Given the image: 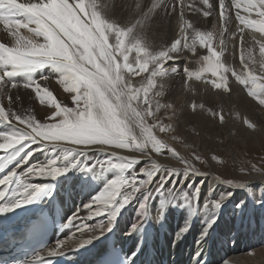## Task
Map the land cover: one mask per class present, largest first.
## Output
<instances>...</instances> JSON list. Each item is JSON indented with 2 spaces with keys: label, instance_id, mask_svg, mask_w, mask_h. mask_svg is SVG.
<instances>
[{
  "label": "snow or ice",
  "instance_id": "6c2138e0",
  "mask_svg": "<svg viewBox=\"0 0 264 264\" xmlns=\"http://www.w3.org/2000/svg\"><path fill=\"white\" fill-rule=\"evenodd\" d=\"M185 9L204 18L214 13L218 15L221 25L218 43L214 31H202L186 18ZM132 10L134 20L121 24L96 0H34L29 3L0 0V25L11 38L10 45L0 42V126H7L0 128V173H5L0 177V216L50 199L55 191L53 182L69 172L103 181L102 190L83 206L86 215L76 212L67 219L65 227L75 231L47 248L46 256L41 255L44 250L37 251L29 264H51L50 258L64 256L66 251H79L100 240L112 231L121 213L134 203L138 222L126 234L139 231L148 222L160 223L168 208L194 209L206 217L205 228L211 229L219 219L222 205L232 196L231 192H225L217 199L210 192L202 199V185L185 183V177L204 173L158 138L157 132L166 134L174 129L158 115L162 109L172 108L171 104H162L157 99L164 94L163 84L159 90L155 89L158 78L181 75V69L169 61L188 51L199 56L201 67L198 72L183 69L185 87L194 79L210 84L220 93H230V74L243 86L248 97L264 106V62L258 74L252 66L251 50L246 53L243 47L246 30L264 35V0H198V3L197 0L188 3L185 0H148L147 3L134 0ZM177 11L179 37L167 46L152 48L141 33L159 19L161 13L167 17ZM233 22L237 32L229 27ZM21 29L28 35L22 34ZM229 39L240 42V71L221 59ZM198 48L206 49L207 54L200 55ZM259 51L264 57V43L260 44ZM132 53H135L134 63L129 60ZM46 67L58 74L56 84L68 94L75 107L58 101L49 87V77L37 79L36 74ZM126 72L129 77L148 72L146 83L135 86L131 78H125ZM205 73H210L214 79H206ZM20 88L30 90L40 105L51 109L46 112L45 120L37 119L31 109L14 107L21 97L14 96L10 89ZM190 107L196 112L204 105L193 102ZM219 122L224 123L223 115L219 116ZM243 123L255 130L256 126L248 119ZM97 149L106 153L107 158L89 161L87 154ZM46 151L49 156L43 163L29 164L37 153ZM165 151L183 164L182 173L174 168H163L152 159L146 166L137 168L140 159L130 155L151 157L155 153L162 156ZM194 159L200 161L201 157L195 155ZM212 159L218 161L216 156ZM25 165L28 167L23 173L18 172ZM34 179L48 183H32ZM222 182L238 189L246 187L232 180ZM153 201L158 202L153 205ZM260 204L264 205V199ZM242 206L243 202L236 205L237 208ZM98 217L103 219L89 223ZM190 227L186 222L177 236L188 232ZM109 264L120 262L112 259Z\"/></svg>",
  "mask_w": 264,
  "mask_h": 264
},
{
  "label": "bare ground",
  "instance_id": "6f19581e",
  "mask_svg": "<svg viewBox=\"0 0 264 264\" xmlns=\"http://www.w3.org/2000/svg\"><path fill=\"white\" fill-rule=\"evenodd\" d=\"M29 2H34V0H18V3H29ZM96 2L102 8L109 10L112 17L118 20L121 24H128L129 22H132L134 20L135 14L132 10V7L134 6V0H96ZM147 2L148 0H145V3ZM185 2L188 3L191 2V0H185ZM185 14H186V18L194 22L195 26L198 29L202 31H214L216 33L215 42L218 43L219 32L221 31V25L218 19V15L216 13H214L212 17L204 18L198 14H193L189 12L187 9H185ZM178 20H179L178 11L176 13H172L170 16L167 17H165L164 13H161L160 18L157 19L154 23H152L149 28H147L143 33H141V35L154 49H158L162 46H167L175 38H178L180 35ZM229 27L231 31L237 32L235 22H233L232 25H229ZM21 33L24 35H28L27 31L24 29H21ZM227 35L228 34L225 33V37H227ZM237 35H239V33H237ZM0 42H5L8 43L9 45L11 44V38L8 37L7 31L3 28V25H0ZM261 43H264V35H261L258 32H254L253 30L245 31L243 46L246 48L248 47L251 50L252 54L255 56V58L257 57L256 59H254V62H257L258 58L261 59V55L259 51ZM240 48L241 46L238 39L235 42L229 39L227 41V50L225 51L224 56L221 58L222 61H224L225 63L229 62L230 66L233 65L236 67H240V60H239ZM197 51L200 55L207 54L206 49L198 48ZM197 59L199 60V56H193L190 52L185 51L176 60L169 61V64H175L181 69L183 68L182 66L185 65L184 63H186L187 61H192L193 63L192 62L191 63L195 64V62H197L195 60ZM187 65H191V64H187ZM182 71L183 69H181V75L165 78L167 79L166 81L170 83L169 87L172 86V89L169 91V93L171 94L172 99L174 98L173 103L177 104L176 114H178V112L181 111L182 117L178 114L181 117V119H178L179 118L178 117L175 120L176 122L175 126H179L182 123V120L187 121L189 119H190L189 123L194 125L195 123H191V122L198 113L196 112V114L193 115L191 114L188 107H184V104L187 101L193 102L192 100L194 99H192V97H190L189 95L190 87H185L183 85L182 79L184 77ZM41 76H46L50 78L49 87L54 91V95H56L58 101H63V102L71 101V99L68 98V94L64 93L63 90L60 89L59 86L56 84V80L58 79V74L53 70V68L46 67L45 69L42 70V72L36 74L37 79H39ZM17 79L22 80V78L20 77H18ZM200 89L201 92H203V89L202 88ZM211 89L206 90L207 96H205V99L207 103L214 104L215 102L219 101L220 97L219 98L215 97L216 95H218L217 94L218 91L215 93L213 92L214 91L213 88ZM10 92L14 96L19 94L21 97L20 101L16 105H14L15 108L19 110L31 109V111L36 115L37 119L41 121L46 119V112L51 111L50 108H45V106L40 105L38 100L35 99L34 95L30 94V90H24L23 88H20L18 90L10 89ZM195 95L196 94H194V96ZM228 95L225 96L226 98L224 100L227 102V104L229 105V109L231 110V105L233 104V101L230 99L231 96ZM249 99H247L242 93H238V95L234 98V105L235 104L237 105L236 108L239 111H241V114H249L256 121H262L263 116L260 115L262 112L260 111L261 113H259L258 111L261 108L255 106V104L253 105L249 101ZM6 104L7 101L5 100V105ZM212 122H213L212 120L211 121L208 120V117L205 114L203 129L207 132L217 134L219 128L222 127L226 128L223 125H219L218 123H215L216 125L214 124L213 126L211 125ZM6 127H7L6 125L0 126V128H6ZM188 130L190 131V129ZM259 130L260 129H257L254 131V133H251V137H255V135H257V132H259ZM261 132H264L263 129H261ZM246 135H247L246 139L249 138L248 133ZM169 137L170 136H168L167 138ZM188 139H190V137H188ZM174 143H176V141ZM166 144L169 145L170 147L173 145V143H169L168 141ZM175 151L183 157L184 154L186 153L185 151L180 150V148H178L177 146L175 148ZM0 154H2V150H0ZM48 156L49 153L47 151L44 153H37L29 161V164L36 162L43 163ZM137 158L141 159L139 156H137ZM153 160L159 165H161L163 168L172 167L174 169H183L184 167L183 164L178 162L172 156L170 158H168V156L167 158L159 156L157 158H154ZM27 167L28 165H25L23 168L18 169V172L23 173L24 169ZM77 173L79 172H75V171L69 172L66 176H62L58 178L57 181L53 182L55 184V191L52 192L50 199L54 201H62L65 224L67 223V219L76 212H79L81 216L86 215V211L83 206L89 203L92 196L94 195L93 189H91V191H87L85 193L84 198H82L80 202H78L76 198H74L70 194L65 193L60 189L61 183H67V184L71 183L72 185V183H74V180L77 179L78 177ZM3 175H5V173H0V177H2ZM217 177L218 175H214L212 173L206 172L204 173L203 176L192 177L191 181L194 180V182H198L199 185H202V190H201L202 195L213 191V189H215L214 192L217 191H220L221 193H225L224 191L231 193L233 192V196L224 202L223 205L226 207L220 209L219 214L223 212V209L227 210L232 205L236 206L237 204H241L242 202L243 204H245L246 198L249 197L247 193L250 191V189L254 190L258 186L264 188V175H255V174L248 175L245 177L246 181L237 182V183L245 184L246 187H248V189L246 187L244 189L229 187L226 183L222 182L225 181L224 179H221L219 177V180H217ZM31 182L36 184L48 183V181L43 179H34ZM260 193L262 195L260 196V200L264 199V193L261 191ZM217 197L218 196H215L214 198ZM250 202L245 205L244 209L242 207L240 209V210L243 209L242 212L245 214L242 218L243 222L248 223V218H251L254 226L253 228L257 226L264 228V221H259L257 223H254L255 222L254 219H257L258 217L262 218L264 216V205H262V207H253ZM71 205H73V208H70ZM18 210L19 209H17L15 213L5 214L4 216H1V218L10 219L17 213ZM100 219L103 218L102 217L95 218L93 221H90L89 223L95 224ZM136 222H138V218H137L136 205L134 203L133 205H130L121 213L112 231L108 233L105 237H102L100 240L94 241L86 248L80 249L79 251H70V252H73L75 255L78 254L83 255L84 250H89L91 253H94L96 251L104 250L110 244H115L116 246L125 248L126 242H128L130 244L129 252L137 254L138 257L141 258V260L144 262L148 261L150 257L156 258L158 260L160 254L163 255L166 251H168L169 253L168 258L170 259V262H173V264H196L200 261L197 260L199 254H201V259H205V260L209 256L212 257V259L208 262V264H250V262L252 264L255 263L258 264L261 263V261L262 264H264V238L258 239L256 237V235L259 234L258 231H255L252 235L253 237L249 238V240H247L244 237L243 238L240 237L236 241L227 244H223V245L218 244L216 241H214L212 234L216 236L220 235V231H221L220 225L216 223L214 224L212 229H206L205 228L206 217L203 216L202 213L201 214L197 213V211L194 209L168 208L165 214V219L160 223L148 222L145 223L144 227L139 231L131 232L130 235L126 234L131 230L132 225ZM186 222H188L191 225L190 229L188 230V232L183 233L181 236H177V233L179 232L180 228H182ZM76 223L78 224L79 221H77ZM73 231H75L74 228L66 231L60 240L66 239L68 236L71 235ZM202 232H206V234L202 235ZM163 240L165 241L164 243ZM178 241H180V243H178ZM55 243L56 242H54L51 247H53ZM173 244H175L174 247H172ZM173 249H174V253H176L175 257L171 255V250ZM124 250L125 252H127L126 249ZM250 252H252V255H254V257L246 258L245 256H248Z\"/></svg>",
  "mask_w": 264,
  "mask_h": 264
},
{
  "label": "rangeland",
  "instance_id": "374dc122",
  "mask_svg": "<svg viewBox=\"0 0 264 264\" xmlns=\"http://www.w3.org/2000/svg\"><path fill=\"white\" fill-rule=\"evenodd\" d=\"M244 49H246L245 52L250 50L248 47L247 48L244 47ZM134 56H135V53H132L129 56V60L132 61L133 63H134ZM252 57L254 59L257 58V57L255 58V56L253 54H252ZM195 61H197V62H195ZM195 61H194L195 64H192L193 63L192 61H187L186 63H184L186 66L183 65L182 66L183 68H181V69L188 68L189 70H191L193 72H198L200 70L201 63L199 62L198 59ZM262 62H264V57H261V59L258 58V61L254 62V64L252 65L256 69L258 74L260 72L259 71L260 70V64ZM187 64H191V65H187ZM226 64L228 66H230L229 62H226ZM232 66L233 65H231V67ZM232 68H235V69L237 68L236 69L237 71L241 70V67L233 66ZM182 74H183V71H182ZM147 76H148V72H141L138 75L131 76V77H129L127 72L125 73V78L126 79L131 78L133 81V84L135 86H140L141 84L146 83V77ZM174 76H177V75H174ZM205 78L206 79H208V78L214 79V77H212L210 73H205ZM166 80L167 79H165V78L163 80H160L158 78L155 90H159L160 84L161 83L163 84V93L164 94L161 97H157V99H159L160 103H162V104H171L172 108L167 109V110L162 109L158 115L160 116V118L163 120L164 123H166V124L170 123L172 125L174 131H171V132L166 133V134L157 132L158 138L163 140L165 143H167V141L169 143H173V145L171 146L173 149H175L177 146L178 148H180V150L185 151L186 152L184 154L185 159H187L191 163H193L202 173H206V172L212 173L214 175H218V177H220L221 179H224L225 181L232 180V181H234V183L246 181L245 177L248 175H252V174L264 175V132H261V129H263V131H264V106L259 105L257 100H254V99L248 97L246 90L243 88V86L236 83L234 81V79L231 78L230 74H229V80H230V85L232 88V91L230 92L231 94L229 93V95H228V93H219L218 92L217 93L218 95H216L215 97H218V98L220 97V98H219V101L215 102L214 104L213 103L212 104L207 103L206 99H205V96H207L206 90L211 89L212 88L211 85L205 84L203 81H197V80L193 79L192 81H189L190 83L188 82L189 83L188 87H190L189 88V95H190V97H192V99H194V100H192L193 102H195L198 105L203 104L204 108L203 109L198 108L197 109L198 111H196L198 113L196 114V112L191 111L190 106L193 102L187 101L184 104V107H188L191 114H193V115L196 114L195 118L191 122V123H195V124L194 125L190 124L189 123L190 119H189L187 121L182 120V123L179 126H175L176 125L175 120L178 117H179L178 119H181L182 116H181V111L178 112V114L181 117L178 114H176V112H177L176 105L177 104L173 103L174 98L172 99L171 94L169 93V91L172 89V86L169 87L170 83H168ZM182 81H183V85L185 86V84H184L185 79L183 78ZM200 88L203 89V92H201ZM213 92L216 93L217 90H214ZM238 93H242L247 99L250 98L249 101L253 105L255 104V106L261 108L258 111H259V113L262 112L260 114L263 116L262 121H256L249 114H241V111H239L236 108L237 105L236 104L234 105V98L238 95ZM194 94H196V95L194 96ZM227 95L231 96L230 99L233 101V104L231 105V110L229 109V105L227 104V102L224 100L226 98L225 96H227ZM63 103L70 106V107H75V105L72 104V101H70V102L64 101ZM204 113L207 115L208 120L213 121L211 125L214 126L215 123H218L219 125H223L227 129L223 128V127L219 128L217 131V134L205 131L203 129L204 118H205ZM213 113H216V115H213ZM176 115H177V117H176ZM220 115H223V117H224V123L223 124H221L219 122V116ZM168 117H171V120H169ZM245 119H248L250 122H252L256 126L255 130L260 129L259 130L260 133L257 132V135H255V137H251V133H254L255 130L248 129L247 126L243 123V121ZM188 129H190V131ZM182 131H184V132H182ZM187 133H190V134H187ZM247 133L249 135V138L246 139ZM163 136H165V137H163ZM168 136H170V137L167 138ZM173 137H175V139ZM188 137H190V139H188ZM171 138H173L174 140ZM175 141H176V143H174ZM177 143L180 145H178ZM118 151H120V150H118ZM121 154H123V152H121ZM131 155H136V156H139L141 158L140 159L141 164L138 165L137 168H139L140 166H146L149 159L153 160L154 158L159 157L155 153H152L151 158L150 157L144 158L143 156H140L138 153L137 154H131ZM195 155L200 156L201 160L200 161L195 160L194 159ZM153 156H155V157H153ZM167 156H168V158H170L171 154L168 153L167 151H165L164 155H162L160 157L167 158ZM213 156H216L218 158V161H220V162H218L217 160H213L212 159ZM87 157H88L89 161H93V162L95 160H98V159L103 160V159L107 158L106 153H102L98 149L94 150V151H90L87 154ZM253 166H255V168H253ZM166 168L172 169V167H166ZM176 170L181 172V173L183 171V169H176ZM77 175H78V177H77V179L74 180V186H72L70 191H71V194L78 200V202H80V200L82 198V193H84L85 191L93 189V193L95 195L99 190H102V186H103L102 180L93 181L91 177H86L82 173H77ZM192 177H194V176H190L188 178L185 177V183L186 184L199 185L198 182H194V180L191 181ZM109 178H111L110 173H109ZM157 179H158V177H157ZM155 186H156L155 183H153L152 187L155 188ZM246 188L248 189V187H246ZM260 191L264 193V188L258 186L254 190L250 189V194L251 193H257V194L252 195V196L248 194L249 197L246 198L245 204H243V205H246L251 201L250 203L252 204L253 207H262V206H257L258 202L260 203V196H262ZM224 192H227V191H224ZM209 193L210 192L203 194L202 199H203L204 195H207ZM217 193H218V195H217ZM220 193H221L220 191L214 192V189H213V191H211L213 198L215 196H218L217 199L220 197V195H221ZM232 196H233V192H232ZM157 202L158 201H153L152 203H153V205H155ZM225 207L226 206L222 205V208H225ZM257 238L258 239L264 238V235L261 236V233L259 232V234H257ZM245 257L246 258H250V257L253 258L254 255L248 254V256H245ZM250 264H252V263L250 262ZM258 264H262V261H261V263H258Z\"/></svg>",
  "mask_w": 264,
  "mask_h": 264
}]
</instances>
